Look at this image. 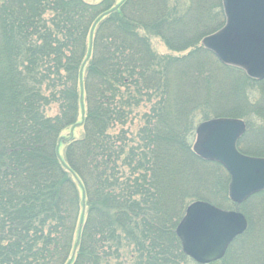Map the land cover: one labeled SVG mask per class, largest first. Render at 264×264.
Returning a JSON list of instances; mask_svg holds the SVG:
<instances>
[{
    "label": "trees",
    "instance_id": "16d2710c",
    "mask_svg": "<svg viewBox=\"0 0 264 264\" xmlns=\"http://www.w3.org/2000/svg\"><path fill=\"white\" fill-rule=\"evenodd\" d=\"M222 10L220 0H0V264H196L175 231L202 184L189 183L195 165L207 163L190 148L205 104L187 89L213 80L209 52L158 57L148 37L187 50ZM256 235L249 227L213 264H264Z\"/></svg>",
    "mask_w": 264,
    "mask_h": 264
},
{
    "label": "water",
    "instance_id": "95a60500",
    "mask_svg": "<svg viewBox=\"0 0 264 264\" xmlns=\"http://www.w3.org/2000/svg\"><path fill=\"white\" fill-rule=\"evenodd\" d=\"M225 26L205 37L202 46L225 66L243 70L253 80H264V0H221ZM246 132L240 119L204 122L196 131L195 154L222 165L230 175L229 198L243 204L264 192V158L242 154L238 143ZM248 229L242 213L206 202L192 203L176 228L183 253L197 264L224 258L230 245Z\"/></svg>",
    "mask_w": 264,
    "mask_h": 264
},
{
    "label": "rangeland",
    "instance_id": "374dc122",
    "mask_svg": "<svg viewBox=\"0 0 264 264\" xmlns=\"http://www.w3.org/2000/svg\"><path fill=\"white\" fill-rule=\"evenodd\" d=\"M85 3L88 4H98L103 0H83ZM116 5H120L124 2V0H114ZM221 8L223 9L222 1L220 0ZM216 16L214 18V22L211 24L213 27L211 28L210 36L221 28H223L226 18L224 14V10H222L223 19L219 18V14L217 12L212 13V16ZM213 16V17H214ZM48 17V16H46ZM143 34V32H141ZM206 36V37H207ZM148 41L152 51L158 57H169L171 59L182 60L190 54L192 51L195 53V49L202 47L206 50L202 43H199L197 46L189 48L184 51H173L170 50L166 43L163 41L161 37L157 36H149ZM207 52H209L207 50ZM201 56V62L205 65L207 71L209 70L211 77L210 85L209 82L206 85H200L201 87H196L192 83H189V87L187 91L192 95L193 98L198 100V102H202L205 104L202 108L197 110L194 113V117L191 119L192 125L194 126L193 137L190 141L191 149L193 151L195 142H196V130L198 126L208 120L219 119V118H233V119H240L243 120L246 125V133L240 140L238 144V149L241 151L242 154L250 155L253 157H260L264 158V139L262 138V132L264 130V121L259 119L258 111L262 110V105L264 106V84H260L256 80H251L247 77L245 72L236 71L232 67H227L221 64L218 59L211 53ZM183 61V60H182ZM226 67V68H225ZM238 70V69H237ZM207 73V72H206ZM184 77H180L181 81L183 82ZM201 79V78H199ZM202 80V79H201ZM177 78H173V85L175 83L180 82ZM263 83V82H261ZM203 84V83H202ZM262 89V91H261ZM155 101H153L154 103ZM244 102V105H242ZM247 104V106H245ZM152 105L148 104V102H144L139 109L135 110V120L133 127L129 130L133 135L137 132L139 127H141L144 123L143 115L150 111V107ZM214 106L215 110L219 109V106L222 110L212 113L213 110H210V107ZM57 109H53L51 114H56ZM264 110V109H263ZM259 111V112H260ZM242 117L243 119H241ZM246 117V118H244ZM133 118V116H132ZM260 132V133H259ZM257 133V135H254ZM70 131H66L64 136H68ZM83 136V129L78 128L74 130V137L76 139L82 138ZM64 145L60 146V156L64 158ZM194 152V151H193ZM199 158V157H198ZM192 164H195L194 161H191ZM207 162V161H205ZM197 168L195 169L197 172V176L193 172L191 174V181L189 182L190 185L196 182L197 177L198 181L201 184L199 188V192L195 195L197 196L196 199L191 200L189 203L186 204V198L184 201L185 209H181V211L186 213V209L195 202H207L209 203L212 201L221 207L224 210L228 211H236L241 212L244 214L248 220L249 227L252 228V231L256 232V237L258 238V242H264V193H260L257 195L252 196L246 203L242 204L240 210L233 206L229 198V183H230V176L227 170L218 163L207 162L202 164H196ZM188 184V183H187ZM189 185V184H188ZM187 191V189H185ZM206 194L208 200L203 201L204 193ZM227 199L232 203V206H228ZM187 205V206H186ZM237 205V204H236ZM216 206V205H215ZM241 206V205H238ZM218 207V206H216ZM86 214V212H85ZM183 216V217H184ZM182 217V218H183ZM176 233V232H175ZM179 239V238H178ZM238 247L234 248V250L238 249ZM122 262L124 263L122 258ZM111 264H116L115 262ZM213 264V263H212Z\"/></svg>",
    "mask_w": 264,
    "mask_h": 264
}]
</instances>
